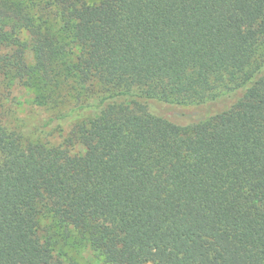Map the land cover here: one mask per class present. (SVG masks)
<instances>
[{
    "label": "trees",
    "instance_id": "16d2710c",
    "mask_svg": "<svg viewBox=\"0 0 264 264\" xmlns=\"http://www.w3.org/2000/svg\"><path fill=\"white\" fill-rule=\"evenodd\" d=\"M0 75L70 126L0 110V264H264V0H0Z\"/></svg>",
    "mask_w": 264,
    "mask_h": 264
},
{
    "label": "rangeland",
    "instance_id": "374dc122",
    "mask_svg": "<svg viewBox=\"0 0 264 264\" xmlns=\"http://www.w3.org/2000/svg\"><path fill=\"white\" fill-rule=\"evenodd\" d=\"M23 39H28L26 36ZM29 55V58L32 57ZM35 89L23 85L18 80H8L0 75V110L7 125L17 129L26 137L41 136L48 140L50 144H58L65 137L70 129L67 124L57 126L50 132L39 133L37 125L44 122L49 116L55 115L54 112L47 111L34 102ZM62 105L61 109H66ZM149 110L155 114H162L179 120H186L191 115L187 112L182 114L179 110L168 108L164 111L155 103L149 104ZM187 113V114H186ZM54 253L62 257L64 264H113L105 261L103 255L93 248L87 239L75 230H70L69 236L60 241Z\"/></svg>",
    "mask_w": 264,
    "mask_h": 264
}]
</instances>
